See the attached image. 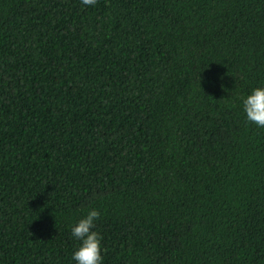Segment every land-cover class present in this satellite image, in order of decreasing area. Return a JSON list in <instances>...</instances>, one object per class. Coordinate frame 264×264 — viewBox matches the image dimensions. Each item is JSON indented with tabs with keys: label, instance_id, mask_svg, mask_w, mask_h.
Wrapping results in <instances>:
<instances>
[{
	"label": "trees",
	"instance_id": "trees-1",
	"mask_svg": "<svg viewBox=\"0 0 264 264\" xmlns=\"http://www.w3.org/2000/svg\"><path fill=\"white\" fill-rule=\"evenodd\" d=\"M264 0H0V264H264Z\"/></svg>",
	"mask_w": 264,
	"mask_h": 264
},
{
	"label": "clouds",
	"instance_id": "clouds-1",
	"mask_svg": "<svg viewBox=\"0 0 264 264\" xmlns=\"http://www.w3.org/2000/svg\"><path fill=\"white\" fill-rule=\"evenodd\" d=\"M96 2L80 0L82 6H95ZM241 104L246 119L264 128V84L254 87L242 98ZM100 216V209L92 207L71 226V235L79 241V246L72 253L75 264H103L102 235L96 229Z\"/></svg>",
	"mask_w": 264,
	"mask_h": 264
}]
</instances>
